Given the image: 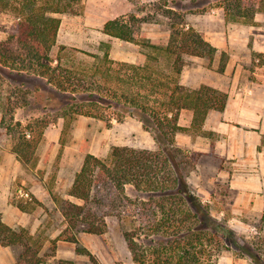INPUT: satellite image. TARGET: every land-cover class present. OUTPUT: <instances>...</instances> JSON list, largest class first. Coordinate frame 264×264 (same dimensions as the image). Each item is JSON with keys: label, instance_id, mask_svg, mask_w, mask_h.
I'll use <instances>...</instances> for the list:
<instances>
[{"label": "trees", "instance_id": "16d2710c", "mask_svg": "<svg viewBox=\"0 0 264 264\" xmlns=\"http://www.w3.org/2000/svg\"><path fill=\"white\" fill-rule=\"evenodd\" d=\"M80 1L0 0V10L10 9L17 15L9 36L0 42V74L20 94L23 107L42 115L26 125L14 121L19 101L3 114L1 127L12 134V151L23 164L31 163L46 128L58 119L66 127L78 116L119 123L133 118L151 134L156 149L113 146L106 158L86 154L68 191L75 201L54 197L65 227L52 244L59 240L75 243L78 254L92 258L79 245L77 233L104 234L105 219L113 214L114 204L128 202L135 207L134 215L141 220V227L159 238L152 251L154 264H196L214 240L224 249L229 240L236 242L240 256L247 255L252 264H264L260 247L240 244L229 226L213 218L208 203L188 181L200 154L179 147L175 140L179 132H202L207 114L223 111L228 99L226 92L208 85L190 89L180 84L185 56L212 61L216 53V47L203 32L189 25L186 16L221 9L227 21L245 19L251 23L264 9V1L160 0L150 15L138 17L131 13L108 20L102 28L109 37L149 48L144 62L113 60L107 41L101 43L105 47L99 49L102 53L76 50L98 62L82 71L63 63L60 52L64 49L52 55L61 23L54 14L71 12ZM156 14L166 19L169 31L161 45L141 41V27L153 21ZM256 57L264 62V53ZM220 59L221 72L227 55L223 52ZM81 75L83 78L78 77ZM182 110L193 114L190 127L179 124ZM8 115L10 122L6 123ZM127 185L135 188L138 201L132 202L126 195ZM12 204L29 212L28 202L15 201L13 196ZM125 239L133 260L144 264L145 255L140 252L135 234L126 232ZM34 240L27 228L7 225L0 213V245L22 249L13 264L45 262L39 254L43 245ZM59 264L77 263L61 260Z\"/></svg>", "mask_w": 264, "mask_h": 264}, {"label": "rangeland", "instance_id": "374dc122", "mask_svg": "<svg viewBox=\"0 0 264 264\" xmlns=\"http://www.w3.org/2000/svg\"><path fill=\"white\" fill-rule=\"evenodd\" d=\"M132 1L134 6L131 13L143 17L150 15L149 12L152 14L156 7L155 4L160 0ZM142 8L144 10L141 11ZM83 10L84 8L79 3L73 11L63 14L69 17H79L83 14ZM208 13L222 15L223 11L221 9L211 10ZM16 16V13L10 9L0 10V42L6 40L9 36L10 28L17 18ZM154 17L153 21L147 22L141 27V41L149 40L153 44L161 45L169 37L168 25L166 19L162 16L156 14ZM235 22H238L239 26L254 23V21L249 23L245 19H239ZM64 29L62 31L63 38L60 39L63 41L66 40V26ZM241 32L243 31H236L235 34L237 49H240L241 43H243ZM81 39L65 46L59 42L52 51L53 57L57 56L59 49H64L63 51L60 50L63 63L72 65L80 71L91 69L98 62L76 50L102 53L100 50L98 52V42L102 39L95 32H91V36L88 38ZM115 43L117 49H112V45L110 47V57L115 61L128 62L131 59L133 61L135 56L137 57L135 63H142L146 60L149 48L143 44L127 46L128 44H123L120 41ZM249 45L251 46V43ZM124 47H127V49ZM249 48L251 49V47ZM100 49H105V47L102 46ZM184 60V65L190 61L187 56ZM206 61L211 63L208 59ZM93 72L94 70H91V73ZM90 76L92 75L90 74ZM78 77L83 78V75ZM9 98L10 101H8ZM30 100H32V96ZM22 101L20 94H17L10 81L0 74V115L9 112L10 107L17 105L16 102H18L21 104L15 109L14 121H20L23 125H26L29 121L42 116L38 112H35L34 115L28 106L23 107ZM52 118L50 116L49 119L52 120ZM9 122L8 115L6 123ZM0 143L8 151L13 145L12 134L5 126L0 129ZM113 146L156 149L151 134L145 131L140 122L133 118L127 117L122 123H119L114 119L107 122L78 116L69 122L66 127H64L62 119L50 124L45 130L33 161L29 164H22V172H19L21 175L12 185L9 202L12 203V197L15 196V201L28 202L29 211L35 210L38 213L35 214L37 220L33 219L27 229L34 236V241L43 245L39 252L45 260L43 264H59L61 260L72 261L77 264H138L133 260L128 247L125 239L126 232L135 234L140 252L145 255L144 264H154L155 257L152 251L159 238L148 235L146 229L141 227V220L137 215H134L135 207L128 202H122L119 206L116 203L114 204L113 214L105 219L107 229L104 234L94 235L82 231L77 233L79 245L85 247L91 253L92 258L85 254H78L75 243L59 240L55 245L52 244V240L65 227L64 219L54 201V197L75 201L68 195V191L75 174L82 166L85 155L90 153L100 158H106ZM11 158L13 159V157ZM22 181L25 183L22 184ZM188 181L195 192L200 194V198L208 203L213 218L217 222L229 226L239 238L240 244L248 243L260 247L261 258L264 259V212H233L236 195L234 191L230 190L226 182L218 184L216 188L198 192V184H204V182H201L197 168L189 175ZM208 185L209 183H206V186ZM125 189L126 195L132 202L138 201L136 190L132 185H127ZM19 191L22 192L23 196L19 194ZM227 243L228 248L226 249L222 248L216 240L208 244L206 249L209 252L201 256L200 261L196 264H252L247 255H239V249L235 247L236 242H230L229 240ZM54 248L55 250L52 251ZM13 251L19 256L22 249L15 246Z\"/></svg>", "mask_w": 264, "mask_h": 264}, {"label": "crops", "instance_id": "0c3cea01", "mask_svg": "<svg viewBox=\"0 0 264 264\" xmlns=\"http://www.w3.org/2000/svg\"><path fill=\"white\" fill-rule=\"evenodd\" d=\"M79 3L84 8L79 17L54 14L61 20L56 44L60 42L65 46L81 38L86 39L91 32L98 33L102 39L98 42L99 49L101 43L107 41L112 49H117L116 41L127 46L133 44L102 32L108 20L132 12V0H81ZM253 21V24L239 26L238 22L225 20L223 13L188 14L189 25L204 33L205 38L216 47V53L211 63L203 57L187 56L190 61L183 66L179 77L180 84L187 88L197 89L204 84L228 94L223 111L211 110L207 114L202 132H179L175 140L179 147L200 154L196 168L204 184H198V192L226 182L235 192L233 212L237 213L264 212V62L260 63L256 57V54L264 53V11L257 12ZM65 26L66 40L63 41L60 39ZM236 31H243L240 49L236 47ZM223 52L227 59L220 72L218 68ZM133 59L128 63H135L137 57ZM192 116L190 110H182L179 124L190 127ZM2 117L3 113L0 115V129ZM4 148L0 143V213L7 225L28 228L33 219L37 220L35 214L38 213L35 210L23 212L9 202L12 185L21 175L19 172H22L23 163L12 147L9 151ZM206 183L209 185L206 186ZM197 195L200 197L199 193ZM18 257L13 247L0 245V264H13Z\"/></svg>", "mask_w": 264, "mask_h": 264}, {"label": "built area", "instance_id": "2783aa9c", "mask_svg": "<svg viewBox=\"0 0 264 264\" xmlns=\"http://www.w3.org/2000/svg\"><path fill=\"white\" fill-rule=\"evenodd\" d=\"M19 194H20L21 196H23V194H22V192H21V191H19Z\"/></svg>", "mask_w": 264, "mask_h": 264}]
</instances>
